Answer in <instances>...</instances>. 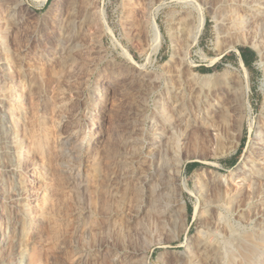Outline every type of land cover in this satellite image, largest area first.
<instances>
[{
	"label": "bare ground",
	"instance_id": "1",
	"mask_svg": "<svg viewBox=\"0 0 264 264\" xmlns=\"http://www.w3.org/2000/svg\"><path fill=\"white\" fill-rule=\"evenodd\" d=\"M206 1L211 3L213 18L217 22L214 26L215 31L219 35L217 37V46L221 47V44L222 46L225 44V49L231 50L233 48V40H246L247 37L244 38L245 33L249 32L253 34L251 33L253 31L255 34L250 39L251 45L260 55L264 54V0ZM15 2L17 1L11 3L10 0H0V264H41L37 256L38 252L35 253L33 249L37 245L43 249L49 245L58 248L59 245L57 243V239L59 238L56 236V234H59L57 229L59 208L55 202L57 197L54 198V185L51 180L46 179L44 176L45 167H50L53 170L55 179L58 178V181L61 180L68 184V188H70L68 190L71 192L73 201H76L80 197V194H83L84 190L90 188V182L93 180L95 182L101 171H99L97 164L100 155L95 156L92 152L93 150H98V153L101 152L103 154L112 144L110 142L112 136L110 137V134H106L103 131L100 118L102 116L107 117L108 109L104 107L106 103L108 104L112 101L113 95L109 96L110 87L107 85L100 92H95L94 96L101 98L103 101L101 103L102 107L97 113L88 111L84 115V123L89 122L92 128L97 127L93 138L87 143V147H90V149L87 148L83 151V141L86 139L85 137H81L80 139L77 132L73 131L74 133L71 132L63 138L59 137L60 139L54 147L55 152L53 151L52 154L48 149L43 150L41 136H39V131H37L38 127H35L34 116L31 112L34 109L30 110V104L26 105V101L31 103L29 95H32L34 91L30 92L29 87L24 94H21L23 90L19 91V88H22L20 83L29 74H33L37 67L31 63L25 66L26 62L21 53L22 50L18 48V43L16 44V40L19 38L17 34L20 30V20L16 15V10L24 4L21 0L17 3ZM193 2L191 0H184V3L191 5L194 4ZM65 5V8H59L56 16L52 17L53 19L51 20L54 23V28L48 32L45 38H40V36L37 38V35H31L32 33L30 35L27 34L26 38H24L28 45L33 41L44 44L46 41H49L50 37L53 39V45L49 44L51 47H48L46 50L43 49L39 57L36 55L38 58H44L47 63L52 62L54 58L53 54L57 55L55 59L62 63V61L67 62L71 60V56L75 52L80 53L83 57H88L89 50L91 49L88 47L85 48L87 50L79 48L75 41L81 33L79 30H83L87 23H91L93 15L83 13L81 16H78L77 0H67ZM145 5L148 9L149 5H151L150 0H145ZM195 6H197L196 20L191 25L183 27V23H180L179 26L174 28L173 33L170 34L171 36L169 35L174 57L177 58V60L174 59L176 60L175 65L173 64L174 74L171 71L170 73L173 74L176 80H170L171 84L168 83L170 87L165 91V98L156 102V119L154 118L155 121H151L153 122L152 126L145 128L141 125L142 121L140 117L144 114L142 108V110L140 109L136 112L132 111L130 106L129 109L126 106L127 110L123 112L124 114L120 111L123 114V122L127 126V131L122 137V133L120 136L115 135L113 141L118 149L113 148L114 150L117 149L114 152V156L110 157L112 154L110 152L108 155H110V158H113L111 161L114 160V164H112L115 165L114 167L118 172L117 176L119 175L117 182L119 187L113 193L112 198L116 199V203H119L121 208L115 212L113 210L111 218H113L114 224L118 225L119 222L116 219L122 220L126 211L132 212L130 219L124 221L123 223L125 224L121 226L123 232H127L130 228L127 223L133 224L135 227H146V222L155 221L161 227L168 225L177 238H179L181 233H187L183 192L191 190L188 189L184 178L182 181L179 180V167L182 162L179 159L177 160L175 155L173 158L174 164H169L167 158H165L166 153H168L167 151L169 149L172 150L175 142L180 140L184 134H189L190 131H203L207 135L213 134L216 136V140L218 139L222 144L224 143L223 141L228 139L227 141L231 147L234 140L239 141L242 132L241 121L244 110L248 114L252 110L247 100H243V93L248 91V87L238 80L239 78L235 81V85L227 87L226 96L224 95L225 98L222 97L225 101L224 105H220L219 101L213 99L214 103L209 104L208 110H202V108L195 114L190 110L188 111L189 108L185 107L181 90L177 87L178 74L181 72V67L185 66L184 59L187 57L188 49L197 44L205 24L203 7H200L198 4ZM238 10L242 11L241 15H237ZM101 18L102 22L105 23V16L102 15ZM149 25L151 30L149 43L152 47L151 49L157 52L162 43V35L155 22V16L150 17ZM222 48L224 49V47ZM121 49L125 58L136 63L126 49L123 47ZM218 51L221 50L218 49ZM180 52H183L181 54H184V57H180L182 56ZM262 66L264 65L262 64ZM12 68L15 69L18 79L14 78L13 70L11 71ZM137 69L141 71V67ZM244 72L246 73L245 68ZM190 73L188 72L187 74L194 80L196 76ZM212 76L213 74L202 76L201 83L206 85ZM135 78H137L135 83L138 91L144 92L146 89L154 88L152 82L149 81L147 84L144 77L140 74H137ZM189 83H191L190 80ZM191 89L195 90L193 87ZM27 98L29 99L27 100ZM196 98L198 97L194 98L195 101H197ZM32 102H34L33 99ZM135 114L137 117L134 116ZM93 116L95 117L94 120ZM234 119L238 125L235 127V130L231 127ZM253 126L254 120L251 119L249 121V128L252 129ZM220 131H222L221 133L224 132V134L228 133L227 139ZM221 143L218 145H221ZM105 154V159L107 160V153ZM197 173L199 174V172ZM213 174L214 176L209 178L205 172H201L198 175L194 187L197 197H201L204 200L210 193H212L211 195H216L218 198L225 199L227 197L228 192L225 190V183L222 182L223 180H219V177L223 178V175L219 173ZM107 175L110 174L107 173ZM238 178L242 182H247L246 186L248 190L242 187L243 184L239 185L238 192L235 191L237 193L234 197V199L236 198V202L239 203L241 199L248 197V199L258 203L252 206L248 204L247 214L240 211L241 214L237 216L238 219L240 221H252L256 217L257 210H261L264 216V121L258 124L254 140L251 142L250 153L246 157ZM92 185L96 184L93 183ZM211 202L214 201L212 200ZM197 203L195 205L196 209L198 208ZM212 215H209L206 220L199 222L198 232L192 238L193 242L187 241L186 243L187 252H180L181 255L177 256L174 255L171 264H263L261 263L263 261L261 259L264 258V225H257L255 223L257 225V227H254L256 234L251 233V236L249 234L240 237L239 235L234 236L236 240L235 248L232 247L226 250L216 245L213 237L220 234H223V236L227 235V231H229L230 235H233L235 230L232 228L229 219L222 220V217L218 213L214 214V216ZM77 218L78 220L75 222L79 223V217ZM239 226L240 224H238ZM44 234L45 236L43 237ZM128 241L130 249H123L124 251L119 255H113L111 261L116 264H147L148 257H146V254L155 245L150 241L143 240V247H138L139 241ZM156 246L159 245L156 244ZM102 254H99L100 257ZM86 259V255H79L77 264H85Z\"/></svg>",
	"mask_w": 264,
	"mask_h": 264
},
{
	"label": "rangeland",
	"instance_id": "2",
	"mask_svg": "<svg viewBox=\"0 0 264 264\" xmlns=\"http://www.w3.org/2000/svg\"><path fill=\"white\" fill-rule=\"evenodd\" d=\"M10 1L14 3V1L18 2L19 0ZM21 1L24 5L16 10V15L20 20V30L17 34L19 38L16 40V44L18 43V48L22 50L21 53L26 62L25 66L31 63L37 68L33 74H29L20 83L22 88H19V91L23 90L21 94H24L28 87L30 92L34 91L32 95H29L30 97L28 96L31 103L26 101V105L28 106V104H30L29 109H34L31 112L34 116L35 127H38L37 131H39V136H41L43 150L48 149L52 154L53 151L55 152L54 147L57 144L56 142L67 134L69 135L71 132H77L80 139L81 137H85L86 140L83 141V151L87 148L90 149V147H87V143L93 138L97 127L92 128L89 122L84 123V115L88 111L97 113L102 107L101 103H103V101L101 98L94 96L95 92H100V90L107 85L110 87L108 92L109 96L113 95L112 101L108 104L106 103L104 107L108 109L107 117L102 116L100 118L103 131H105L106 134H110V137L112 136L110 142L113 145H110L108 148L109 151H105L108 157L107 160L105 159V153H98V150H93L92 152L95 156L98 154L100 155H98L97 164L99 171L101 170L103 173L102 174L100 171L97 180L95 182L94 180L92 181L96 185H92L93 183L90 182V188L84 190L83 194H80L81 198L79 197L76 201H73L71 192L68 190L70 189L68 188V184L61 180L58 181V178L55 179L53 170L50 169V167H45L44 176L53 183L55 192V197H53L58 198H56L57 200L55 199V202L59 208L57 216L59 219L57 220L59 234H56L57 238H59L57 239L59 245L58 248H54L50 245L44 247V249L41 247L42 250L39 245H37V247L35 246L36 248L34 247L35 249H33V251L35 253L38 252L37 256L41 264H50L51 262V264H77V258L81 254L87 256L85 264H116L111 261V258H113V255H119L125 249H130L128 240L139 241L137 244L138 247H143V240L150 241L155 245L146 254V257H148L147 264H171L174 255L177 256L181 255L182 252H187L186 243L187 241L190 243L193 242L192 238H194L198 232L199 222L206 220L209 215L213 214L212 216H214L216 213L222 217V220L229 219L232 228L235 230L233 235H230L229 231H227V235L223 236V234H220L213 237L214 242L219 247L226 250L232 247L235 248L234 245L236 240L234 236L239 235L240 237L248 234L251 236V233L256 234L254 227H257L258 224L264 225V216L261 210H257L256 220L254 218L252 221H240L237 216L240 215L241 212L247 214L249 208L248 204L252 206L258 203L253 202L251 199H248V197H245L246 199L243 197L244 199H241L239 203L236 202V198L234 199L236 196L235 194H237L236 192L239 190V185L243 184L242 187L248 190L246 186L247 182L240 181L238 177L246 161V157L250 153L251 142L254 140L258 124L264 121V66H262V64L264 65V54L260 55L251 45L250 39L255 34L253 31L251 32L253 34L249 32L245 33L244 38L247 37L246 40H233V48L230 50L225 49L224 43L223 46L221 44V47L217 46V37H219V35L214 29L217 22L213 18L211 3L206 0H191L194 1L193 5L184 3V0H150L151 5H149L148 9L146 8L145 0H77V15L81 16L83 13H89L93 15V18L91 23H87L83 30H79L81 33L75 42L79 48L85 49L88 47L89 49L91 48V51L88 49V57H83L80 53L78 54V52H75L72 54L71 60L67 62L62 61V63L55 59L57 55L53 54L52 56L54 58L52 62L47 63L44 58L41 59L38 57L43 49L46 50L53 45V39L50 37L49 41H46L44 44L33 41L28 45L24 38H26L25 36L27 34L30 35L31 33V35H37V38L39 36L40 38H45L48 32L54 28V23L51 19L54 18V15L56 16L59 8H65L64 6H66L65 3L67 0H46L45 2H43L44 0ZM196 4L203 7L205 24L197 44L188 49L187 57L184 59L185 66L181 67V72L178 74L177 87L181 90V96L186 105L185 107L187 109L189 108L188 111L190 110L195 114L202 108V110H208L209 104L214 103V101H212L213 99L219 101L220 105H224L225 101L223 98L226 96L227 87H229V85H235V81L239 78L238 80L248 87V91L243 93V100H247L252 110L250 114L246 113L244 110L241 121L242 132L239 141L234 140L231 147L230 143L227 141L228 133L224 134V132L221 133L222 131H220L227 139L223 141L224 143L222 144L218 139L216 140V136L213 134L207 135L203 131H190L189 134L187 133V135L184 134L182 138L180 137L181 139L178 138L180 140L175 142L174 146H172L173 149L167 151L168 153H166L165 158H167L169 164H174L175 161H173V158L175 155L177 160L179 159L182 162L179 167V180L182 181L184 178L188 185V189L191 190L183 192V202L185 204V216L187 220L185 226L188 228L187 233L183 232L179 238H177L168 225L161 227L156 224L155 221L146 222V227H135L133 224L127 223L130 228L127 232H123L121 226L125 224L123 223L124 221L130 219L132 212L126 211V214L124 213L125 215H123L124 219H116L119 222H117L118 225H115L112 220L113 218H111L113 210L115 212L117 209H121L119 203H116V199L114 200L112 198L113 193H115L119 187L117 183L119 175L117 176L118 172L114 167L115 165H113L114 160L111 161L113 158H110L114 156V152L118 149V147L115 146L116 144L113 138L116 134L120 136L121 133L122 137L127 131V126L124 124L125 122H123V112L129 109V106L132 111L136 112L142 108L144 114L140 117L142 121L141 125L145 128L152 126L153 122L151 121H155L156 119V102L165 98V91L170 87L169 84H171L170 80H176L173 76V64L177 58L174 57L171 47L170 34L173 33L174 28L179 26L180 23H183V27L191 25V23L196 20L197 6L194 7ZM241 12V10H238L237 15H241ZM102 15L106 18L105 23L102 22ZM151 16H155V22L162 35V43L157 52L151 49L152 47L149 43V38L151 36L149 20ZM120 46L127 50L136 63L125 58ZM222 47H224V49ZM241 48H249L255 52V57L252 60L253 75L246 70L239 57L238 50ZM218 49L221 51H218ZM181 53L183 52H180V55H182L180 57H184V54ZM242 66L245 68L246 73ZM139 67H141V71H138L137 68ZM199 68H205L207 71L205 73H199L197 71ZM12 70L15 76L13 77L18 79L15 69L12 68L11 71ZM170 71L173 74H171ZM188 72L196 76L194 80L187 74ZM137 74L143 76L147 84L151 81L154 88H149V90L146 89L144 92L138 91V87H136L135 83ZM208 74H213V76L207 81V84L204 85L201 83V77ZM189 80L192 84L189 83ZM192 87L195 88V90L191 89ZM195 97H198L196 98L197 101H195ZM29 98H27V100ZM32 99L34 102H32ZM121 108L124 110L122 111ZM134 116L137 117L136 114ZM94 119L95 117L93 116V120ZM251 119L254 120L252 129L249 128V121ZM236 123L234 119L231 124L233 130L238 126ZM219 143H221V145H218ZM111 148L112 150H110ZM113 148L117 149L114 150ZM109 152L112 153L111 156L108 155L110 154ZM233 156L237 158V164L235 166L231 167L222 163L223 161H229ZM100 158L104 160H100ZM193 162L199 163L200 166L192 174H187L185 172V166ZM193 169L194 166L190 165L187 167V172L190 173ZM197 172H199V174L205 172L208 178L214 176L213 173L222 174L223 178L219 177V180H223L222 182L225 183V190L228 192L227 199L218 198L214 194V196L211 195L212 193H210L211 196L207 195L208 198L205 196V202L201 197H197L194 190L195 181L199 175ZM107 173L110 175H107ZM100 176L103 177L101 178ZM206 199H208L207 202ZM212 200L214 202H211ZM115 203L116 205H114ZM196 203L198 204L197 209L195 208ZM77 217H79L80 224L75 222L78 220ZM238 224H240L239 227ZM44 236L45 234L43 237ZM233 240L235 241L233 242ZM223 241L225 242L223 243ZM156 244L159 246H156ZM100 253H103L101 257L99 255ZM261 260L263 261L261 262ZM261 260L260 262L264 264V258Z\"/></svg>",
	"mask_w": 264,
	"mask_h": 264
},
{
	"label": "trees",
	"instance_id": "3",
	"mask_svg": "<svg viewBox=\"0 0 264 264\" xmlns=\"http://www.w3.org/2000/svg\"><path fill=\"white\" fill-rule=\"evenodd\" d=\"M238 52H239V57H240L243 65H244V67L246 68V70L250 74H252L253 73L252 60L255 57V52L252 51L249 48H245V49H242L241 48V49L238 50ZM197 71L199 73H205L207 71V69H205V68H199V69H197ZM222 163L225 164V165H228V166L233 167V166H235L237 164V158H236V156H233L229 161H227V162L226 161H223ZM190 165L194 166V169L192 170V172L189 173V172H187V167L190 166ZM199 166H200V164L199 163H196V162L189 163V164H187L185 166V172L187 174H192Z\"/></svg>",
	"mask_w": 264,
	"mask_h": 264
}]
</instances>
